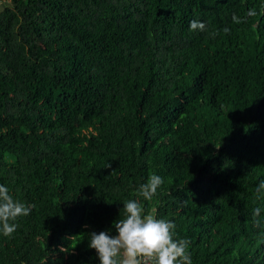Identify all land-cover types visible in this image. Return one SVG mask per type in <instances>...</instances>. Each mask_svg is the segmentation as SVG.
Instances as JSON below:
<instances>
[{
    "label": "trees",
    "instance_id": "trees-1",
    "mask_svg": "<svg viewBox=\"0 0 264 264\" xmlns=\"http://www.w3.org/2000/svg\"><path fill=\"white\" fill-rule=\"evenodd\" d=\"M0 4V264H264V0Z\"/></svg>",
    "mask_w": 264,
    "mask_h": 264
},
{
    "label": "crops",
    "instance_id": "crops-1",
    "mask_svg": "<svg viewBox=\"0 0 264 264\" xmlns=\"http://www.w3.org/2000/svg\"><path fill=\"white\" fill-rule=\"evenodd\" d=\"M152 219H148L141 224L130 226L125 232H123L118 239L117 253L120 257L121 264H139L137 259V247L139 245V235L141 230H145L151 233ZM149 243L153 250L158 249L163 245V241L154 235H149ZM159 264H167L160 262Z\"/></svg>",
    "mask_w": 264,
    "mask_h": 264
},
{
    "label": "built area",
    "instance_id": "built-area-1",
    "mask_svg": "<svg viewBox=\"0 0 264 264\" xmlns=\"http://www.w3.org/2000/svg\"><path fill=\"white\" fill-rule=\"evenodd\" d=\"M136 254L139 264H156V255L149 242L140 241Z\"/></svg>",
    "mask_w": 264,
    "mask_h": 264
},
{
    "label": "rangeland",
    "instance_id": "rangeland-1",
    "mask_svg": "<svg viewBox=\"0 0 264 264\" xmlns=\"http://www.w3.org/2000/svg\"><path fill=\"white\" fill-rule=\"evenodd\" d=\"M2 6H4V5H3V4H0V7H1V8H3ZM1 8H0V9H1Z\"/></svg>",
    "mask_w": 264,
    "mask_h": 264
}]
</instances>
